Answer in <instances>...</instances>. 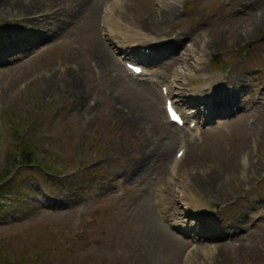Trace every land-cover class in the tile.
I'll use <instances>...</instances> for the list:
<instances>
[{
	"label": "rangeland",
	"instance_id": "rangeland-1",
	"mask_svg": "<svg viewBox=\"0 0 264 264\" xmlns=\"http://www.w3.org/2000/svg\"><path fill=\"white\" fill-rule=\"evenodd\" d=\"M54 12L43 42L5 49ZM154 34L188 61L134 75ZM162 89L200 117L171 124ZM220 89L226 116L208 119ZM9 171L0 264H264V0H0Z\"/></svg>",
	"mask_w": 264,
	"mask_h": 264
},
{
	"label": "bare ground",
	"instance_id": "bare-ground-1",
	"mask_svg": "<svg viewBox=\"0 0 264 264\" xmlns=\"http://www.w3.org/2000/svg\"><path fill=\"white\" fill-rule=\"evenodd\" d=\"M18 1H22V0H18ZM96 4V8H95V12H96V9H98V4L97 2L95 3ZM165 14H168V15H171L173 13V8L171 7H168L166 11H164ZM52 15L53 16H56L59 17L60 16V12H54L53 14H48V15H45L44 17L42 18H32V17H28L26 20H19V24L20 22H26L28 25H39L41 26L39 30H35V29H31L30 27H27V26H23L20 24V28H19V31H17L16 34V37L19 39L17 40H6L5 44V49H9V48H19L21 43L23 41H27L29 40V42L35 44V45H39L41 42H43L42 40L40 41L37 37V35L41 32L42 29L44 30H47V27L50 25V23L53 22V19H52ZM28 16V15H26ZM52 19V20H51ZM28 29L29 32L24 36L22 37L27 31L24 29ZM14 33H9L8 35H13ZM154 35H158V34H154ZM29 37V38H28ZM159 40V36L155 37V38H152L151 40L149 38H145L143 40H138V43H137V50H134V52L138 55L139 57V60L140 59H145L144 63H152V64H158V63H165V61L167 60H172V62H180L183 58L180 56L179 58V55H181V53L179 52V49L180 47H182L183 44H178L180 42L174 40V41H171L170 43H163L161 41H158ZM24 44H22L23 46ZM141 48H146V49H150L151 51L149 53H146V54H141L139 53V49ZM16 55V53H14ZM106 55V53H104ZM107 54H108V51H107ZM148 54V55H147ZM22 55H23V52H22ZM178 56V57H177ZM198 60H202L201 58H199ZM184 61H188V60H185L183 59V62ZM234 83L233 82H228L225 86L227 89H230V86H232ZM225 88V87H223ZM172 89V88H171ZM223 91H221V89L218 91V98L214 101H211L209 102V106L211 108V111H214V114L208 116V119L209 118H221L223 116H226V113L223 110H220L218 109V106L222 103L225 107H228L229 103H228V100H226L224 97L221 98V94H222ZM228 93L225 91V96L227 95ZM220 98H221V101H220ZM204 104L202 102H199L198 105L196 106L197 107V116L200 117L199 115V111H201V107L203 106ZM221 106V105H220ZM202 116V114H201ZM207 119V121H208ZM147 209L149 210V207L147 205ZM219 229V228H217Z\"/></svg>",
	"mask_w": 264,
	"mask_h": 264
},
{
	"label": "trees",
	"instance_id": "trees-1",
	"mask_svg": "<svg viewBox=\"0 0 264 264\" xmlns=\"http://www.w3.org/2000/svg\"><path fill=\"white\" fill-rule=\"evenodd\" d=\"M33 153L30 152V151H23V153L21 152L20 154V162L17 163V165L19 166V168H27V167H32V166H35L36 163H35V160H34V157L32 155ZM21 170V169H19ZM19 170L17 172H14V173H18ZM12 171H9L7 172L4 176H0V185L5 182L4 180L9 177V176H12Z\"/></svg>",
	"mask_w": 264,
	"mask_h": 264
},
{
	"label": "snow or ice",
	"instance_id": "snow-or-ice-1",
	"mask_svg": "<svg viewBox=\"0 0 264 264\" xmlns=\"http://www.w3.org/2000/svg\"><path fill=\"white\" fill-rule=\"evenodd\" d=\"M177 117L175 115H173V119H176Z\"/></svg>",
	"mask_w": 264,
	"mask_h": 264
}]
</instances>
